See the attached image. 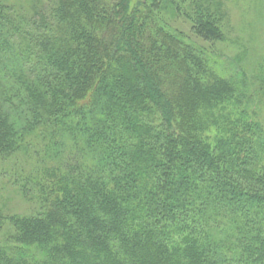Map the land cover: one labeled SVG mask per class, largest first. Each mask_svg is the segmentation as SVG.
Masks as SVG:
<instances>
[{
    "label": "trees",
    "instance_id": "trees-1",
    "mask_svg": "<svg viewBox=\"0 0 264 264\" xmlns=\"http://www.w3.org/2000/svg\"><path fill=\"white\" fill-rule=\"evenodd\" d=\"M37 1L0 0V157L40 165L0 264H264V126L158 20L182 5Z\"/></svg>",
    "mask_w": 264,
    "mask_h": 264
},
{
    "label": "rangeland",
    "instance_id": "rangeland-1",
    "mask_svg": "<svg viewBox=\"0 0 264 264\" xmlns=\"http://www.w3.org/2000/svg\"><path fill=\"white\" fill-rule=\"evenodd\" d=\"M55 0L37 1L39 9L50 11ZM146 0H132L131 8L143 9ZM183 11L175 13V6L163 9L158 20L171 31H181L186 43L200 50L216 71L238 86L247 98L250 115L264 126V0H173ZM174 2V3H175ZM165 2L164 4H167ZM172 4V2H169ZM200 5L213 14L219 25L218 39H208L193 31L195 8ZM158 11V10H157ZM28 154L0 157V246L12 247L16 232L8 221L12 215L28 216L37 213L38 204L22 192L23 180L40 165ZM35 170V171H34ZM34 250V249H32Z\"/></svg>",
    "mask_w": 264,
    "mask_h": 264
}]
</instances>
